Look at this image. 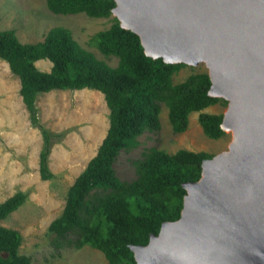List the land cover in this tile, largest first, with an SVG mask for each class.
<instances>
[{
	"label": "trees",
	"instance_id": "trees-1",
	"mask_svg": "<svg viewBox=\"0 0 264 264\" xmlns=\"http://www.w3.org/2000/svg\"><path fill=\"white\" fill-rule=\"evenodd\" d=\"M55 13L85 12L107 17L114 0H45ZM91 42L106 56H115V65L99 58L81 45L64 25L51 26L41 40L21 41L14 28L0 30V58L20 81L19 92L31 123L40 129L42 145L38 154L40 178L50 179L52 144L66 130L53 131L39 121L36 98L52 89L92 88L104 94L109 108V125L96 153L74 178L66 191L65 203L48 225L55 232V243L80 247L88 244L101 250L107 264H134L130 243L145 244L150 233H157L164 220L179 217L183 195L182 182L196 180L201 161L209 152L178 148L169 152L150 147L137 159V176L120 179L113 168L122 148L137 144L145 129L160 127V102L168 107L174 132L185 130L189 114L198 111L203 132L217 138L225 133L220 126L222 113L203 109L223 99L210 95L207 71L190 73L174 82L173 73L186 63H169L144 52L139 35L120 25L116 16L111 24L96 31ZM51 61L49 70L35 61ZM27 191L16 190L0 202V220L18 208ZM73 235V237H72ZM22 240L16 228L0 224V264H29L31 257L19 252Z\"/></svg>",
	"mask_w": 264,
	"mask_h": 264
},
{
	"label": "water",
	"instance_id": "water-1",
	"mask_svg": "<svg viewBox=\"0 0 264 264\" xmlns=\"http://www.w3.org/2000/svg\"><path fill=\"white\" fill-rule=\"evenodd\" d=\"M145 54L204 61L208 93L226 99L228 148L201 161L178 218L162 221L134 264H264V0H114ZM124 264V263H119Z\"/></svg>",
	"mask_w": 264,
	"mask_h": 264
},
{
	"label": "rangeland",
	"instance_id": "rangeland-1",
	"mask_svg": "<svg viewBox=\"0 0 264 264\" xmlns=\"http://www.w3.org/2000/svg\"><path fill=\"white\" fill-rule=\"evenodd\" d=\"M114 16L112 12L107 17L89 16L85 12L55 13L48 9L45 0H0V30L14 28L21 41H37L51 26L64 25L81 45L111 65L116 64L117 58L101 53L91 42V36L108 27ZM35 64L43 70L51 66L46 58L36 60ZM198 71H207L204 61L183 65L173 73L172 79L178 82ZM19 88L18 76L0 58V202L16 190L27 191L26 200L1 219L0 224L20 231L19 252L31 257L29 264H107L104 253L88 244L57 245L55 232L48 229L64 206L67 188L96 153L106 133L109 108L104 94L87 87L52 89L38 94L40 123L53 131L66 130L62 139L52 144L49 153V167L54 176L42 179L38 171L41 132L31 123ZM226 107L227 101L221 100L203 110L223 114ZM197 117L198 111H192L187 128L174 132L168 107L161 101L160 127L145 129L137 136V144L119 150L113 161L116 175L122 180L135 178L136 160L143 158L150 147L169 152L184 147L210 155L227 149L231 131L211 138L203 132Z\"/></svg>",
	"mask_w": 264,
	"mask_h": 264
},
{
	"label": "crops",
	"instance_id": "crops-1",
	"mask_svg": "<svg viewBox=\"0 0 264 264\" xmlns=\"http://www.w3.org/2000/svg\"><path fill=\"white\" fill-rule=\"evenodd\" d=\"M50 63H51V61H50ZM99 250V249H98ZM99 251H101V250H99Z\"/></svg>",
	"mask_w": 264,
	"mask_h": 264
}]
</instances>
